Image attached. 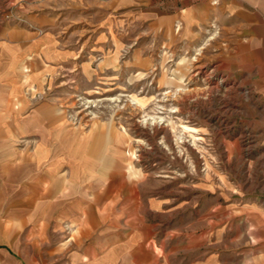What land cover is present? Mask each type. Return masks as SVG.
<instances>
[{"label": "rangeland", "instance_id": "1", "mask_svg": "<svg viewBox=\"0 0 264 264\" xmlns=\"http://www.w3.org/2000/svg\"><path fill=\"white\" fill-rule=\"evenodd\" d=\"M63 1L0 0V27L47 36L38 51L51 50L53 40L42 86L26 88L29 109L48 103L55 127L87 142L104 138L83 190L87 204L101 197L106 225L113 223L122 244L96 252L95 241L109 230L80 235L69 222L77 200H57L50 216L40 193L35 213L6 217L15 228L0 230V264H133L132 252L139 258L143 251L127 242L149 227L157 264H240L239 250L263 235L264 91L254 71L239 68L236 42L223 33H154L151 22L134 20L135 11H111L103 0V10L94 0H71L69 12ZM47 9L60 33L28 18ZM6 34L0 45L19 46L18 36ZM20 107L14 101L13 110ZM60 137L39 171L54 159L62 177L68 167L61 166ZM37 138L21 140L22 149L32 152ZM99 169L107 181H92ZM127 220L133 228L126 234ZM140 243L136 249L148 247Z\"/></svg>", "mask_w": 264, "mask_h": 264}, {"label": "crops", "instance_id": "2", "mask_svg": "<svg viewBox=\"0 0 264 264\" xmlns=\"http://www.w3.org/2000/svg\"><path fill=\"white\" fill-rule=\"evenodd\" d=\"M103 1L111 11L118 8L135 11L134 20L136 18L137 21L151 22L150 28H153L154 33H223L224 36H228L232 40L233 45L236 42L234 46L240 62L239 68L246 74H252L254 71L253 74L260 78V85L264 91V0ZM70 2L71 0L63 1L64 6L68 7V12L72 9ZM99 2L102 3V0H94L93 6L103 10V4H99ZM133 6L134 9L131 8ZM53 13L51 14V10L47 9L28 15V18L41 27L53 26L48 30V33H60L55 29V23H53L55 14ZM6 33H10L11 37L18 36L21 40L17 47L0 45V230L9 229L10 225L7 224L6 217L10 218L22 213H35L37 209L35 211L34 207L37 206L41 193L43 198L47 199L46 208L50 216L55 210L57 200L63 198L65 205L68 200H77L74 202V206L78 210L75 216H70L69 222L75 223L76 228L80 230V235L89 229L90 231L100 230V228L109 230L100 233L101 238L95 241L96 252L99 250V245L105 247L121 245L122 243L118 244L119 242L115 241L119 240V236L112 237L114 232L110 231V226L113 227V223L106 225L108 215L102 213L101 197H97L98 201L92 199L87 204L86 194L83 190L88 177L86 172L89 168V172H91V167H93L92 171L97 169L96 161L99 160L100 152L104 148V138L96 137L87 142L77 136V133L64 130L65 128L62 126L55 127L58 115L48 103L32 110L29 109L30 101L26 97V88L34 86L38 89L42 86V77L46 72L45 66L51 62L44 59L47 58L46 55H54L55 52L53 40H50L52 52L49 49L38 51L36 47L45 46L47 36L36 40L31 35L35 32L26 27L10 29L1 26L0 44L6 43ZM14 101L21 103L17 112L13 110ZM23 111L30 112L28 117L22 121L15 120L18 115L21 117ZM56 134L61 136L59 142L65 151L63 153L65 161L61 166L68 167V174H64L62 177L56 172L54 159L50 164H45L43 171H39V166L47 161L49 156L50 158L55 157L52 145H54ZM33 136L39 139L34 145L35 148L31 149L32 152H30V148L23 150L24 143L21 140L30 139ZM97 173L98 176L92 178L93 182L97 180L103 182L105 176V179L108 180L107 172L103 173V170L99 169ZM58 175L59 177L56 178ZM12 190L13 193L10 196L12 200L9 201L11 208L7 209V192ZM13 204L14 207L11 210ZM132 212L128 215V219L134 218ZM1 214H4V218H1ZM18 222L22 224L23 221L21 219ZM14 225L17 226L16 219ZM127 225L126 234L129 228H133L128 220ZM14 228L10 226V229ZM147 230V233L150 232V227ZM261 230H263V235L260 243L258 241L250 248L245 247L239 250L240 264H264V227ZM146 232L143 233V236L139 233L140 236L136 235L132 242H127V247H132L137 255L140 256L143 251V255L139 258L135 257L134 251L132 252V256L134 255L133 258H135L132 261L133 264H157L158 261L160 262V255L157 256V252L150 247L153 242L151 236L145 237V234L148 235ZM137 239H145L148 247L143 248L144 250L140 247L139 250L136 249V246L141 245L140 240L137 241L138 243L134 242Z\"/></svg>", "mask_w": 264, "mask_h": 264}]
</instances>
